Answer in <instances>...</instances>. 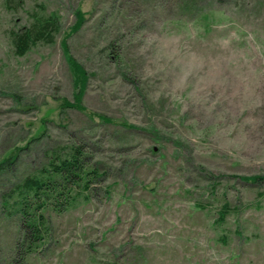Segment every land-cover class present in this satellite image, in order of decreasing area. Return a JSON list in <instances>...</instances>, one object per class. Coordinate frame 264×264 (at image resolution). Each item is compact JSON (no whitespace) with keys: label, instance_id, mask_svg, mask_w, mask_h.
<instances>
[{"label":"rangeland","instance_id":"1","mask_svg":"<svg viewBox=\"0 0 264 264\" xmlns=\"http://www.w3.org/2000/svg\"><path fill=\"white\" fill-rule=\"evenodd\" d=\"M76 12L85 111L63 108ZM53 14L54 42L16 56L9 33ZM73 149L100 177L87 199L75 187L69 206L48 202L28 252L4 195ZM11 157L0 264H264V180H240L264 176V0H0V162Z\"/></svg>","mask_w":264,"mask_h":264},{"label":"trees","instance_id":"2","mask_svg":"<svg viewBox=\"0 0 264 264\" xmlns=\"http://www.w3.org/2000/svg\"><path fill=\"white\" fill-rule=\"evenodd\" d=\"M75 18V23L60 42L61 49L73 69L76 90L73 102H66L63 108H76L79 111H85L81 100L87 86L88 75L82 66L70 56L67 45L68 38L76 33L85 21L84 15L80 12L75 13ZM59 30V18L54 14L47 17L33 16L28 27H22L9 33L14 54L22 57L40 43L52 44ZM100 120L104 122L106 118ZM16 159L11 157L0 162V174H3L8 166L15 164ZM99 177L100 175L96 171L84 168L79 150L73 149L66 154H59L52 158L47 169L42 170L38 175L26 176L4 195L3 203L5 205L14 198V213H17L23 221V230L25 231L23 241L27 244L28 252L36 249L44 241L47 222L43 212L48 206V202L53 200L54 205L67 204L69 206L76 201L77 194L74 193V196H71L72 200L68 203L69 195L70 193L72 195L75 187L79 188L80 195L87 199L90 183ZM240 180L244 183L258 185L264 180V176L241 177ZM233 209L227 203L223 204L217 212V219L214 223L223 224Z\"/></svg>","mask_w":264,"mask_h":264}]
</instances>
